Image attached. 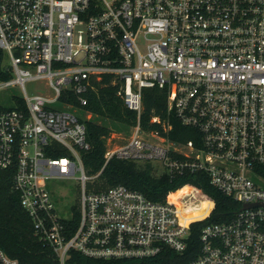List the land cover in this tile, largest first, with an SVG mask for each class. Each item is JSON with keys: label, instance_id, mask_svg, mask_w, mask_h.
<instances>
[{"label": "built area", "instance_id": "2783aa9c", "mask_svg": "<svg viewBox=\"0 0 264 264\" xmlns=\"http://www.w3.org/2000/svg\"><path fill=\"white\" fill-rule=\"evenodd\" d=\"M0 49L13 76L0 90L24 93L0 106V170L12 172L56 264L71 252L132 260L166 250L175 264H264V0H0ZM38 79L50 90L30 95L26 82ZM98 85L118 87L138 122L127 142L108 149L97 178L112 158L158 164L166 174L205 175L240 204L229 220L201 228L192 258L191 225L211 213L197 189L185 185L162 201L123 184L86 190L82 155L91 144L73 110ZM152 88L167 93L166 117L145 129L143 92ZM171 116L192 138H169ZM75 179L82 191L69 206L51 183ZM0 264L21 263L0 247Z\"/></svg>", "mask_w": 264, "mask_h": 264}, {"label": "trees", "instance_id": "16d2710c", "mask_svg": "<svg viewBox=\"0 0 264 264\" xmlns=\"http://www.w3.org/2000/svg\"><path fill=\"white\" fill-rule=\"evenodd\" d=\"M3 52L0 49V80L12 79V74L2 70ZM109 80V77L105 81ZM88 105L86 112L92 113L90 119H82L88 132L91 144L89 151L83 152L82 158L88 173L98 174L105 163L108 151L107 139L112 130L108 121L117 128H131L138 122L137 114L128 109L118 95V87L100 86L90 89L86 94ZM64 99V97H63ZM19 107L23 101L19 100ZM79 106V102H73ZM143 112L141 125L145 129H154L158 124L152 118L166 117L167 93L157 88L145 89L143 92ZM174 128L168 134L171 140L185 141L195 134L191 128L183 126L174 116L170 117ZM101 183L95 191H104L110 187L123 184L144 193L149 199L162 201L172 191L185 185L197 189L200 196L211 203L210 216L203 220H196L191 225L189 251L187 259L197 254L201 228L208 223L223 222L233 217L240 208V204L215 189L201 174H157L150 163L138 164L133 161L112 158L98 176ZM198 179H201L200 182ZM194 218L200 213L195 212ZM78 214L76 215V219ZM0 247L10 256L17 258L21 264L55 263V254L49 245L41 242L36 236L33 224L27 213L22 209L18 194L13 190V175L10 171L0 170ZM196 253V254H195ZM180 263L178 255L165 251L155 258L132 260H102L87 257L78 252H71L66 264H175ZM56 264V263H55Z\"/></svg>", "mask_w": 264, "mask_h": 264}, {"label": "rangeland", "instance_id": "374dc122", "mask_svg": "<svg viewBox=\"0 0 264 264\" xmlns=\"http://www.w3.org/2000/svg\"><path fill=\"white\" fill-rule=\"evenodd\" d=\"M5 65H9V59L6 57L4 60ZM26 89L27 92L30 95H34L38 92H47L50 90L47 87V80L45 79H38L34 81H27L26 82ZM17 97H24V93L19 85H11L8 86L2 90H0V106L3 107H13L15 105V98ZM73 112L79 116L80 118H86L90 119V117L86 116L87 113L84 109H78L73 110ZM108 126L111 128L112 132L110 136L107 139L108 149H115L120 145H123L127 140L130 138V136L133 133V127L131 128H124L115 126L112 122L108 121ZM151 164V163H150ZM157 174H161L163 172V168L158 164H151ZM89 180L86 183V190L88 192L95 190L96 187L101 183V180L97 178L95 175L90 174ZM77 176H80V173H77ZM51 186L54 188V191H56V195H68L67 201L63 199H58L57 197V203L60 204L61 202H68L69 206L74 203L75 198H72V196L77 197L76 201H79V195L82 191V184L77 179L75 180H69V181H53L51 183ZM71 196V197H70ZM60 200V201H59ZM64 208L67 209L66 206ZM69 213H66L64 211H61V215H68Z\"/></svg>", "mask_w": 264, "mask_h": 264}]
</instances>
